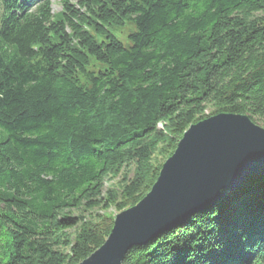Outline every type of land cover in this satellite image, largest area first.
Here are the masks:
<instances>
[{"label": "trees", "instance_id": "1", "mask_svg": "<svg viewBox=\"0 0 264 264\" xmlns=\"http://www.w3.org/2000/svg\"><path fill=\"white\" fill-rule=\"evenodd\" d=\"M37 1L0 0V264H80L192 124L264 126V0ZM123 264H264V175Z\"/></svg>", "mask_w": 264, "mask_h": 264}, {"label": "water", "instance_id": "2", "mask_svg": "<svg viewBox=\"0 0 264 264\" xmlns=\"http://www.w3.org/2000/svg\"><path fill=\"white\" fill-rule=\"evenodd\" d=\"M251 175H264V126L234 113L192 124L151 190L116 215L104 244L80 264H123L131 248L222 200Z\"/></svg>", "mask_w": 264, "mask_h": 264}, {"label": "rangeland", "instance_id": "3", "mask_svg": "<svg viewBox=\"0 0 264 264\" xmlns=\"http://www.w3.org/2000/svg\"><path fill=\"white\" fill-rule=\"evenodd\" d=\"M62 9V0H52V10L54 13H58ZM136 30V26L133 23H129L124 27L113 29V33L119 38V40L124 43L126 47L131 45V41L129 39V35ZM120 212L116 211V209L111 208L108 211L110 216L116 217Z\"/></svg>", "mask_w": 264, "mask_h": 264}]
</instances>
